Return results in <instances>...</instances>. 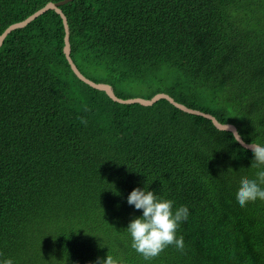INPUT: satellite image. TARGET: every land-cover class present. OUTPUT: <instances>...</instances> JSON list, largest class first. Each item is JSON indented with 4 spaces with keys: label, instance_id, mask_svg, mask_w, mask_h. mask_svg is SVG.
<instances>
[{
    "label": "trees",
    "instance_id": "16d2710c",
    "mask_svg": "<svg viewBox=\"0 0 264 264\" xmlns=\"http://www.w3.org/2000/svg\"><path fill=\"white\" fill-rule=\"evenodd\" d=\"M0 0V35L49 3ZM60 9L80 72L122 100L167 94L264 142V0H75ZM48 11L0 48V253L16 264H264V201L239 207L252 152L168 100L121 104L82 82ZM187 205L145 260L125 231L137 187Z\"/></svg>",
    "mask_w": 264,
    "mask_h": 264
},
{
    "label": "clouds",
    "instance_id": "9594fccd",
    "mask_svg": "<svg viewBox=\"0 0 264 264\" xmlns=\"http://www.w3.org/2000/svg\"><path fill=\"white\" fill-rule=\"evenodd\" d=\"M247 148L252 152L251 168L255 173L253 178L240 180L236 203L242 208L249 203L264 201V142H250ZM127 203L142 212L129 222L125 231L130 235L131 247L146 261L157 257L170 245L180 250L184 248V237L178 236L177 230L189 218L187 205L174 207L172 199L164 198L145 186L133 189L127 196ZM0 264H16V261L0 253ZM94 264H125V261L110 254L109 250L105 257H97Z\"/></svg>",
    "mask_w": 264,
    "mask_h": 264
},
{
    "label": "water",
    "instance_id": "95a60500",
    "mask_svg": "<svg viewBox=\"0 0 264 264\" xmlns=\"http://www.w3.org/2000/svg\"><path fill=\"white\" fill-rule=\"evenodd\" d=\"M75 0H64L61 1L59 3H49L47 4L44 8H42L41 10L37 11L36 13H34L33 15H31L29 18H27L26 20L13 24L11 25L9 28H7L4 33H2L0 35V48L4 45L5 40L7 39V37L13 33L16 30L19 29H24L26 28L28 25H30L32 22H34L35 20H37L39 17H41L42 15L46 14L48 11H55L58 15H60V17L62 18L63 24H64V28H65V47H64V53L67 57V60L73 70V72L75 73V75L84 83H86L87 85H89L90 87L99 90V91H103L106 92L115 102L117 103H121V104H141L143 106L149 107V106H153L155 103H157L158 101L165 99L168 100L171 104H173L175 107L179 108L180 110H182L183 112L190 114V115H194V116H203L207 119H209L210 121H212V123L215 125V127L219 130V131H226V132H231L234 136V138L237 140V142L245 149L251 151V149L247 148V145L249 143H246L243 138L240 136L238 129L235 125L233 124H222L220 123L214 116L209 115V114H204L200 111H196V110H192L187 108L185 105H182L178 102H176L172 97H170L167 94H158L156 95L153 99L151 100H146V99H142V98H135V99H129V100H122L120 98H118L114 92V89L111 85L108 84H98L92 80H90L89 78L85 77L80 70L77 68L76 64L74 63V61L72 60L71 57V43H70V28H69V24H68V20L65 16V14L62 12V10L60 9L61 6H64L68 3H71Z\"/></svg>",
    "mask_w": 264,
    "mask_h": 264
}]
</instances>
